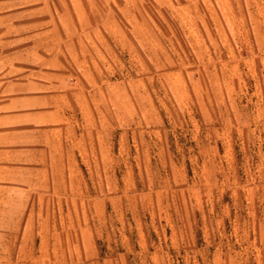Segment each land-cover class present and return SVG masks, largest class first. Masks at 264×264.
I'll return each mask as SVG.
<instances>
[{"label":"rangeland","instance_id":"obj_1","mask_svg":"<svg viewBox=\"0 0 264 264\" xmlns=\"http://www.w3.org/2000/svg\"><path fill=\"white\" fill-rule=\"evenodd\" d=\"M55 6L39 34V3L0 0V77L57 54L91 103L88 161L52 195L44 243L6 202L0 264H264V0Z\"/></svg>","mask_w":264,"mask_h":264},{"label":"crops","instance_id":"obj_2","mask_svg":"<svg viewBox=\"0 0 264 264\" xmlns=\"http://www.w3.org/2000/svg\"><path fill=\"white\" fill-rule=\"evenodd\" d=\"M29 1L39 3V34H54V19L59 18L55 4L82 0ZM99 1L107 5L112 0ZM100 18L109 20L101 24L107 33L121 32L111 10ZM44 25L50 29L42 30ZM94 31L90 28L79 34ZM68 47L77 57L76 47ZM40 59L39 74L0 77L4 78L0 83V211L6 212L5 204L13 198L20 202L16 225L30 226L35 220L37 239L44 243L53 235L48 228L52 195L62 179L73 175L77 156L88 161L85 141L92 139L95 119L85 84L63 72L57 54ZM5 225L0 222V227Z\"/></svg>","mask_w":264,"mask_h":264}]
</instances>
